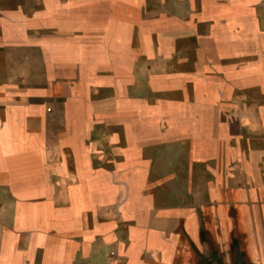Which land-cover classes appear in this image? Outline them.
<instances>
[{
    "label": "crops",
    "instance_id": "0c3cea01",
    "mask_svg": "<svg viewBox=\"0 0 264 264\" xmlns=\"http://www.w3.org/2000/svg\"><path fill=\"white\" fill-rule=\"evenodd\" d=\"M235 234L264 264V0H0V264Z\"/></svg>",
    "mask_w": 264,
    "mask_h": 264
},
{
    "label": "rangeland",
    "instance_id": "374dc122",
    "mask_svg": "<svg viewBox=\"0 0 264 264\" xmlns=\"http://www.w3.org/2000/svg\"><path fill=\"white\" fill-rule=\"evenodd\" d=\"M202 239V244L189 243L186 248L188 252L186 259L175 264H261L260 259L255 258L257 252L254 249L246 250L241 238H237L236 234L225 242L219 240V236L217 239L203 235ZM184 253L182 247L177 250L176 255ZM110 256L113 257L114 252H111ZM261 259L264 260L262 256Z\"/></svg>",
    "mask_w": 264,
    "mask_h": 264
}]
</instances>
